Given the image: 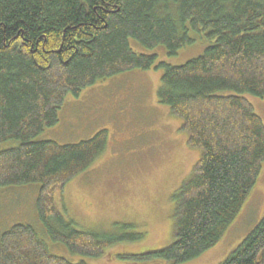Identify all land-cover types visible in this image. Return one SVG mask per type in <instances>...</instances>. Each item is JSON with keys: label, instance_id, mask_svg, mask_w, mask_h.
<instances>
[{"label": "trees", "instance_id": "1", "mask_svg": "<svg viewBox=\"0 0 264 264\" xmlns=\"http://www.w3.org/2000/svg\"><path fill=\"white\" fill-rule=\"evenodd\" d=\"M190 28L214 42L184 64L131 46L133 38L177 54L196 41ZM152 67L163 71L160 102L202 154L174 195V241L139 257L179 264L221 240L263 168L264 122L244 94L264 97V0H0V144L20 142L0 150V187L39 183L40 221L75 254L98 258L112 243L57 206L103 152L107 131L76 144L36 138L59 122L68 95ZM0 264L88 263L53 254L32 225L18 223L0 236ZM220 264H264V217Z\"/></svg>", "mask_w": 264, "mask_h": 264}, {"label": "rangeland", "instance_id": "2", "mask_svg": "<svg viewBox=\"0 0 264 264\" xmlns=\"http://www.w3.org/2000/svg\"><path fill=\"white\" fill-rule=\"evenodd\" d=\"M189 35L196 41L177 54H169L164 45L147 48L133 38L130 42L137 52L155 54L157 62L180 65L203 54L214 42L191 28ZM162 75L155 67L127 70L83 89L79 96L70 94L59 109V122L36 138L76 144L107 131L101 155L69 181L57 198L58 209L75 227L103 237L111 235L112 243L103 256L75 254L49 236L38 217L39 183L0 187V236L13 225L25 223L36 229L53 254L73 263L172 264L162 258L139 256L174 241V195L202 152L188 144L187 134L181 130L182 119L160 102ZM244 96L264 122V97ZM19 143L16 139L2 142L0 150ZM263 217L264 163L256 185L221 240L179 264L222 263ZM129 236L134 238L126 239Z\"/></svg>", "mask_w": 264, "mask_h": 264}]
</instances>
